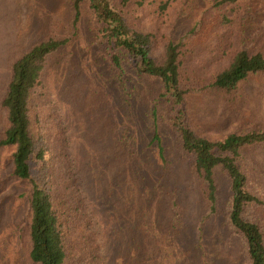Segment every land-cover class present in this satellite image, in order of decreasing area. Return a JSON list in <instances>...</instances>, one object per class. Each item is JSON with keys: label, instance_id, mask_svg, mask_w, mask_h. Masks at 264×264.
<instances>
[{"label": "trees", "instance_id": "1", "mask_svg": "<svg viewBox=\"0 0 264 264\" xmlns=\"http://www.w3.org/2000/svg\"><path fill=\"white\" fill-rule=\"evenodd\" d=\"M145 1L71 0L74 21L82 13L88 15L94 40L107 51L120 79V72L130 69L157 85L152 107L155 128L148 143L155 145L159 157L165 160V146L156 126L157 110L203 196L210 201L211 210L216 206V172L228 177L225 225L231 229L229 236L234 232L243 241L241 264H264V222L247 216L249 204L263 203L250 179L260 172L253 166L249 169L244 157V149L264 146V126L242 127L211 137L192 125L185 107L187 95L203 86L235 97L253 76L264 75V52L238 49L225 65L210 70L208 82L201 87L203 75L187 65L189 52L181 40H169L159 53L155 32L140 29L128 17L132 4L142 6ZM239 1L215 3L219 8L223 3L228 5L226 11H237ZM219 15L220 21L230 20L224 11H219ZM67 42V37L51 34L18 49L9 63V76L0 99L4 110L0 148L11 149L10 174L30 184L27 264H196V260L197 264H219L218 254L203 228H199L198 237L191 236L186 241L183 232L188 213L174 186L164 192L170 183L162 179V172L149 193L141 192L140 178L134 172L127 184L117 183L131 158L137 162L134 170L141 168L137 166L141 156L127 144L128 140L122 142L119 133L109 129L106 120L112 122L113 118L97 107L109 106L102 96L94 100L102 105L91 104L98 108L100 121L94 122L97 135H90L89 142L98 139L103 143L100 153L110 156L106 159L109 168L107 179L101 178L103 184L93 185L95 194L89 198L87 191L98 176L85 179V172L94 167L81 164L83 155L70 151L65 129L48 116L52 91L47 80L51 78V67L62 61V48ZM121 81L125 84V80ZM75 94L84 105L80 109L86 112L87 99L78 96L79 92ZM73 161H78L77 167ZM112 183L117 193L110 196ZM157 202L166 204L170 211L156 225L151 205ZM225 241V245L215 243L230 247ZM225 258V264H229L228 253Z\"/></svg>", "mask_w": 264, "mask_h": 264}, {"label": "rangeland", "instance_id": "2", "mask_svg": "<svg viewBox=\"0 0 264 264\" xmlns=\"http://www.w3.org/2000/svg\"><path fill=\"white\" fill-rule=\"evenodd\" d=\"M227 7L225 3L222 8L217 7L215 0H146L142 6L132 4L128 17L140 29L155 32L159 53L164 51L169 40H181L189 52L187 65L203 75L199 85L202 87L209 80L210 70L225 65L238 49H260L264 52V0H240L237 11H226ZM219 11H224L230 20L220 21ZM51 34L67 37L68 42L62 48V61L57 67H51V78L47 80L52 91L49 93L48 116L65 129L70 151L83 155L81 164L94 167L90 172H85V179L98 176L97 182L92 183V189L87 191L89 198L95 194L93 185L100 182L103 184L101 178L107 179L105 176L109 168L106 159L110 156L100 153L103 143L98 139L89 142L90 135H97L98 126L95 123L100 121L97 119L99 107L100 112L113 118L112 122L105 119L109 129L118 132L122 142L128 140L127 144H131L133 150L141 156V162L137 165L141 168L134 170L137 162L131 158L129 167L123 168L124 172L117 183L127 184L134 172L140 178L141 192L149 193L150 186L156 183L162 172V179H168L170 183L164 192L174 186L188 213L183 232L187 236L186 241L191 236L198 237L203 228L207 241L213 245L211 248L218 254L219 264L226 263L227 253L229 264H241L243 241L233 231L229 236L231 229L225 225L229 207L228 177L216 172V206L215 210H211L210 201L203 196L196 178L191 175L184 154L157 110L156 126L165 146V160L159 157L155 145L148 143L155 128L152 107L157 85L130 69L120 72L121 79L125 80L123 84L107 51L95 42L93 23L88 15L82 13L74 21L71 0H0V99L9 76V63L18 49L29 46L41 36ZM77 92L78 96L87 99L86 112L80 109L84 105L82 101H77ZM96 96L99 99L102 96L109 106L104 104L105 108L91 107L93 102L101 104L99 100L94 101ZM185 107L192 125L207 136L220 137L242 127H263L264 75L253 76L238 89L235 97L232 94H219L203 86L201 90L187 95ZM3 123L4 110L0 105V137ZM83 144L87 147L83 148ZM244 152L249 169L253 166L260 172L250 179L263 202L249 204L247 216L264 222V146L246 148ZM77 163L73 161L76 167ZM10 169L11 149L2 146L0 264H27L30 184L17 180L10 174ZM112 184L110 196L117 193L115 183ZM169 211V207L161 202L151 205V215L156 225ZM225 239L230 247L216 245H225Z\"/></svg>", "mask_w": 264, "mask_h": 264}]
</instances>
